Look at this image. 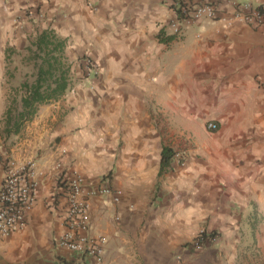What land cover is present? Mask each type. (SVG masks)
<instances>
[{"label":"crops","instance_id":"1","mask_svg":"<svg viewBox=\"0 0 264 264\" xmlns=\"http://www.w3.org/2000/svg\"><path fill=\"white\" fill-rule=\"evenodd\" d=\"M202 1L0 0V184L8 159L37 172L24 225L0 233V264H264V31L180 21ZM45 28L65 40L70 83L5 132L34 78L25 46ZM162 146L184 163L172 153L160 168ZM72 172L84 192L111 191L84 197L98 261L57 245ZM200 229L216 239L195 249Z\"/></svg>","mask_w":264,"mask_h":264},{"label":"built area","instance_id":"2","mask_svg":"<svg viewBox=\"0 0 264 264\" xmlns=\"http://www.w3.org/2000/svg\"><path fill=\"white\" fill-rule=\"evenodd\" d=\"M232 13L223 16L219 11L218 0H203L193 7L182 6L179 10L180 21L190 23L199 19L220 20L226 25L237 20L248 23L264 31V0L256 5L250 2L230 1ZM177 32V24H171ZM90 61L86 60V65ZM95 73V72H94ZM205 128L209 131L217 129V124L208 121ZM175 163L182 165L184 157L180 151L172 155ZM37 172L33 161L16 162L13 159L5 161L2 182L0 184V233L6 234L13 229L22 227L27 211L31 208L37 187ZM83 178L79 173L72 172L65 179L66 225L68 230L57 239V245L79 255L93 256L100 259L102 250L101 238L93 239L87 235L89 223L88 205L84 199L87 194L110 193V189L102 187L88 192L83 190ZM120 191L112 192L113 200L118 199ZM216 234L200 229L191 241L192 247L199 249L204 242L214 241ZM125 264V263H121Z\"/></svg>","mask_w":264,"mask_h":264},{"label":"trees","instance_id":"3","mask_svg":"<svg viewBox=\"0 0 264 264\" xmlns=\"http://www.w3.org/2000/svg\"><path fill=\"white\" fill-rule=\"evenodd\" d=\"M65 40L58 37L52 29H42L35 38L25 46L33 60L34 78L31 82H22L24 93L4 112L5 132H16L24 121L35 113L37 105L59 98L70 83V64L64 56ZM172 150L162 146L160 151V168L165 167L172 155Z\"/></svg>","mask_w":264,"mask_h":264},{"label":"rangeland","instance_id":"4","mask_svg":"<svg viewBox=\"0 0 264 264\" xmlns=\"http://www.w3.org/2000/svg\"><path fill=\"white\" fill-rule=\"evenodd\" d=\"M231 1H234V0H231ZM197 127L194 128L195 132L199 133V126L196 124Z\"/></svg>","mask_w":264,"mask_h":264}]
</instances>
